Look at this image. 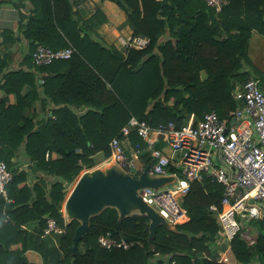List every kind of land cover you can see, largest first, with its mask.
Masks as SVG:
<instances>
[{"label":"trees","instance_id":"obj_1","mask_svg":"<svg viewBox=\"0 0 264 264\" xmlns=\"http://www.w3.org/2000/svg\"><path fill=\"white\" fill-rule=\"evenodd\" d=\"M103 1L123 12L131 40L144 39L142 47L120 51L92 39L90 23L107 20L96 12L82 21L74 0H17L21 38L0 32V161L13 174L10 202L0 197V264H32L28 250L44 264H222L216 214L222 211L224 188L210 178L193 181L183 196L189 220L157 226L150 241L145 215L120 219L115 208L106 207L90 217L87 241L81 239L71 251L79 222L64 224L61 206L79 173L94 166L93 156L110 155L109 143L131 117L152 127L179 126L207 112L229 120L242 106L234 89L251 77L243 68L249 41L254 33L264 38V0H225L218 14L203 0ZM20 39L28 41L29 51L15 67L9 47ZM38 45L71 46L76 53L38 67L32 61ZM31 109V116L24 114ZM130 142L145 148L135 132ZM22 157L27 171L18 166ZM29 175L37 179L32 186L24 183ZM44 216L63 233L44 235ZM106 233L134 245L101 248L97 240ZM229 252L240 264H264V217L237 232Z\"/></svg>","mask_w":264,"mask_h":264},{"label":"built area","instance_id":"obj_2","mask_svg":"<svg viewBox=\"0 0 264 264\" xmlns=\"http://www.w3.org/2000/svg\"><path fill=\"white\" fill-rule=\"evenodd\" d=\"M203 1L215 14L226 4L225 0ZM133 42H128L126 47H133ZM135 43L145 42L139 38ZM75 53L71 46L52 50L38 45L32 53V61L41 67L53 61L68 60ZM232 95L242 106L229 120L207 112L199 119L191 115L179 126L168 123L152 127L131 117L120 136L109 143L110 155L103 160L107 168L115 166L131 176L140 175L148 166L149 176L172 178L171 186L166 189L144 187L137 191L142 201L171 226L186 222L179 219L186 218L183 196L193 181L207 177L222 185V211L216 214V221L220 226L218 241L225 246L217 262L224 264L228 262L226 252L233 236L251 220L262 218L264 210V84L250 77L235 88ZM132 132L145 142V148L131 144ZM12 178L11 171L0 161V197L7 202H10L7 187ZM43 233L61 234L63 230L48 217ZM97 242L106 250H128L134 245L123 238L114 239L110 233L100 236ZM158 264L176 262L164 260Z\"/></svg>","mask_w":264,"mask_h":264},{"label":"water","instance_id":"obj_3","mask_svg":"<svg viewBox=\"0 0 264 264\" xmlns=\"http://www.w3.org/2000/svg\"><path fill=\"white\" fill-rule=\"evenodd\" d=\"M172 182L170 177H151L148 166L140 175H128L112 166L96 169L82 174L74 183L64 202V210L68 219L77 220L78 227L73 235L71 251L77 247L78 241H87L90 217L97 215L106 207L115 208L122 219L137 210L140 215L149 219V237L154 236L159 225L166 223L152 208L147 206L138 196L140 188H159ZM264 217V210L262 211Z\"/></svg>","mask_w":264,"mask_h":264},{"label":"crops","instance_id":"obj_4","mask_svg":"<svg viewBox=\"0 0 264 264\" xmlns=\"http://www.w3.org/2000/svg\"><path fill=\"white\" fill-rule=\"evenodd\" d=\"M17 0H0V32L1 31H13L15 33V38L20 37L21 35L18 32V26H19V12L18 10L14 7L13 3L16 2ZM76 9L78 11V15L82 21L88 20L92 15H94L96 12H100L105 18L106 22L103 24H98L97 21L95 20L93 23H90L89 25V31H90V36L92 39H96L99 42L103 43L106 46H114L118 50H123V47L125 43H128L131 41V35L132 31L130 28L124 24L125 17L122 14L120 15V11L118 12L117 7L115 4L109 2V1H103V0H74ZM27 9H23V13L26 12ZM256 40L258 43L263 44L264 43V38L261 37L260 35L257 34H252L251 41ZM250 42V41H249ZM250 46V43H249ZM264 47V46H262ZM249 49V47H248ZM9 51L12 53L13 56V62L15 63L14 66L18 67L19 62L21 61L22 57L24 54H26L29 51V45L28 41L24 39L18 40V42L13 43L12 46L9 47ZM206 77V74L204 72L201 73V78L204 79ZM262 86L264 84V80L262 81ZM27 89V88H26ZM25 92V91H24ZM4 97V92L0 90V98ZM10 103L14 104L15 98L13 96L9 97ZM32 109L28 110L26 113L28 115H32ZM41 116V114H40ZM20 157V155H19ZM52 157L54 158V154H52ZM25 159L22 157V159H19L18 166L20 170H25L27 171V163L24 161ZM103 155L101 153L96 154L93 156V161L94 165H102L103 164ZM93 168V167H92ZM91 169V168H89ZM89 169H83L81 172L82 174L89 172ZM38 177H43L41 172L37 174ZM47 183L51 181V178L45 177L44 178ZM37 182V179L34 178L33 175H29L28 179L25 184L32 186ZM70 187V186H69ZM68 187V188H69ZM68 192V190H67ZM67 194V193H66ZM66 197L64 198L63 204L61 206V214L62 218L64 221V224L70 221L68 219L66 212L64 210V202L66 200ZM45 219L48 218L47 216H44ZM188 221L189 217L186 214V218ZM184 223V222H183ZM31 226V227H30ZM30 226H23V229H28L34 227V224H31ZM63 230V229H62ZM55 234V233H51ZM50 235V234H48ZM58 235V234H57ZM221 242L217 241V246L219 248L217 252V260L223 253V248H221L220 244ZM225 246V245H224ZM19 247V246H17ZM229 250L226 252V255L228 257V262L225 264H240L233 258H231L229 254ZM25 257L29 263L32 264H44L41 256L34 252L33 250H28L25 252ZM224 264V263H222ZM254 264H257L254 262Z\"/></svg>","mask_w":264,"mask_h":264},{"label":"rangeland","instance_id":"obj_5","mask_svg":"<svg viewBox=\"0 0 264 264\" xmlns=\"http://www.w3.org/2000/svg\"><path fill=\"white\" fill-rule=\"evenodd\" d=\"M117 9H118V12L120 11L119 13L122 16L123 12L118 7H117ZM121 12H122V14H121ZM123 17H125V16H123ZM124 24H126L125 20H124ZM131 41H134L132 43V45H134L133 47H136V48L142 47L144 45V44L138 45L137 43H135V40H131ZM249 43H250V46H249V49H248L247 54H246V60L247 61H245L243 63V68H244L245 71H247L250 74L251 77H254V78L256 77V78L261 79V77H264V47H262V46H264V43L260 44L256 40L255 41L254 40L251 41V39H250ZM126 44L127 43H125V45L123 47H126ZM162 148H164V147H162ZM107 167L108 166H105L104 164H102V165H94L93 168L89 169V172H92V171H94L96 169L104 170ZM81 175H82V172L79 173V175L76 177L74 182L70 185V187L68 188V192H67L66 196L68 195V193L72 189L74 183L77 181V179ZM170 186L171 185L167 184V185L163 186L162 188L166 189V188H168ZM133 213H138V211L134 210L132 212V214ZM253 234L254 233L250 234L251 238H253ZM220 246H221V248H224V243H220Z\"/></svg>","mask_w":264,"mask_h":264},{"label":"bare ground","instance_id":"obj_6","mask_svg":"<svg viewBox=\"0 0 264 264\" xmlns=\"http://www.w3.org/2000/svg\"><path fill=\"white\" fill-rule=\"evenodd\" d=\"M186 213V212H185ZM179 221H184V218H182V219H179Z\"/></svg>","mask_w":264,"mask_h":264}]
</instances>
